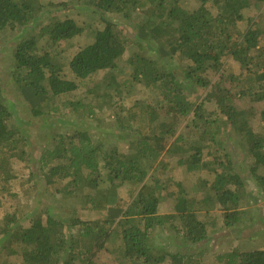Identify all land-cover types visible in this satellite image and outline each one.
<instances>
[{
  "label": "trees",
  "instance_id": "trees-1",
  "mask_svg": "<svg viewBox=\"0 0 264 264\" xmlns=\"http://www.w3.org/2000/svg\"><path fill=\"white\" fill-rule=\"evenodd\" d=\"M198 1L199 7L188 11L181 0H65L56 4L0 0V43L12 39L0 52L5 53L12 44V87L29 115L80 113L93 117L111 108L121 127L116 141L108 138L113 142L108 146L95 141L89 130L52 136L38 161L42 166L31 174L27 189L31 192L45 184L53 196L76 200L77 209L66 217L53 215L49 206L39 212L40 206L33 210L19 205L18 212H6L0 219L1 254L21 264H96L97 254L116 237L121 245L113 254L121 264H204L192 255L158 248L153 233L159 228L174 233L180 240L178 249L182 243L202 245L208 229L199 212L224 211L229 228L245 216L240 205L249 193L240 190H247L249 182L264 190V110L255 121L256 113L238 106L237 101L239 105L264 103V47H260L258 30L249 29L239 39L238 28L244 12L264 0ZM87 6L93 8L88 28L94 42L73 56L58 53L62 42L87 30L75 16ZM112 14L127 21L133 39L111 20ZM124 56L132 71V84L157 91L154 103L139 99L127 107L121 102L119 78L111 71ZM226 56L238 61L243 73L231 76L230 89L222 81L210 87L203 75L220 72ZM177 64L183 69L182 79ZM66 70L80 81L91 80L102 71L108 73L87 89L84 98L73 100L79 82L69 79ZM197 84L210 88L196 106L190 97ZM207 103L214 104L223 119H213V113L205 109ZM21 108L9 100L7 87L0 83V180L15 186H8L0 207L7 204L8 197L18 198L21 174L15 165L33 162L27 139L14 127ZM158 109L165 110L173 121L157 115ZM190 116L191 122L184 128L191 129L189 140L178 132L181 120ZM218 122L230 126L238 137L249 165V179L236 171L232 157L214 135ZM258 123L261 129L255 130ZM121 142H125L123 151ZM227 158L231 161L226 162ZM181 167L199 182L201 172L210 169L214 173L213 180L204 183L207 197L189 199L181 184L172 180ZM83 183L92 193L78 194ZM170 183L179 187L171 194L176 197V211L160 214ZM126 186H131L127 198L119 193ZM87 211L105 217L89 221L77 215ZM218 258L222 264H264V250Z\"/></svg>",
  "mask_w": 264,
  "mask_h": 264
},
{
  "label": "rangeland",
  "instance_id": "rangeland-1",
  "mask_svg": "<svg viewBox=\"0 0 264 264\" xmlns=\"http://www.w3.org/2000/svg\"><path fill=\"white\" fill-rule=\"evenodd\" d=\"M60 1L65 0H45L46 4L53 3L56 4ZM181 5L188 11H193L197 9L200 5L198 0H181ZM84 6V5H83ZM84 11L82 14H75V16H79L81 21L84 22L87 26V30L82 35H79L72 40L62 42L60 47L58 48V53L62 55H70L73 56L77 54L81 49L86 47L89 44L94 42V34L90 31L91 28H88V17L92 16L93 8L92 6L84 7ZM210 9L216 13V8L210 5ZM54 9L53 11H55ZM57 11V10H56ZM59 11V9H58ZM71 12H69L70 15ZM57 13H54L56 15ZM245 19L239 24V39H242L244 32L249 29L258 30L260 32V47H264V3H254L249 9L244 12ZM97 18V16H93ZM110 18L113 22L117 23L122 27V30L133 39L134 34H132V30L128 27L127 21L117 14L110 15ZM97 20H99L97 18ZM101 26V23H98ZM12 39H6L5 41L0 43V51L3 47L8 46L9 42ZM46 43V42H43ZM11 44V43H10ZM13 49L12 44L9 46L8 50L3 53L0 52V83L7 87L8 98L9 100L16 105L20 106L21 112L18 113L16 117V124L14 127L21 131V134L27 139L29 143L28 151L30 153V160L33 162L29 163H21L15 165V169L17 172L21 174L20 176V185L17 187L18 198L11 200H4L5 203L0 207V219H2L6 212L15 213L18 212L17 207H31L35 210L38 206L41 208L39 212L43 211L46 206L51 208L53 215H61L68 216L71 212L75 211L77 202L76 200H71L70 198H65L62 196H53L52 192L48 191L44 186H39L38 189L29 191L27 188L30 187L28 183H30L33 179L31 178V174L36 171V169H40L42 166L38 161L41 158L44 149L49 146V142L53 135H59L72 130H89L90 134L95 135V141H100L104 143L106 146L112 145L113 142L108 141V138H112L113 141H116L118 135L121 134V127L116 122L115 116L113 117V111L107 109L104 112H97L95 116H85L83 117L80 113L76 115L63 114L60 113L58 115L54 114L52 116H43L40 118H35L29 115L27 108L24 105L20 104L18 94L14 89L12 77H11V68L14 65L13 60ZM56 52V50H54ZM65 57V56H64ZM177 63V62H176ZM64 65V64H63ZM176 70L180 78L184 77L183 69L176 65ZM119 78V83L121 85L120 89L122 91L121 102L125 104L127 107H131L137 102L139 99L149 101V103H154V97L157 94V91L153 90H143V86L138 83L132 84V78L129 76L132 73L131 68L128 66L127 57L124 56L118 60V66L115 70L111 71ZM66 73H69V79L77 80L79 82V90L75 92L73 95V100L84 98L86 95L87 89L90 87H94L95 82H100V80L105 76L107 71L99 72L98 75L93 79H87L80 81L76 79L74 75H72L69 70H66ZM242 72L241 65L238 61H236L232 56H226L223 58V67L220 72L209 71L207 74L203 75L210 84V87L213 84L220 83L222 81L223 87L230 89L231 76L240 75ZM130 82L128 83V81ZM127 85V86H126ZM134 88H131L133 87ZM195 92L192 93L190 99L194 103V105H198L202 103L205 98L206 93H208L207 87L206 89L202 88L201 85H193ZM190 92H188L189 94ZM63 100V99H62ZM238 106H242L247 110H252L256 113L255 121L260 115V112L264 110V103L262 104H249L237 101ZM206 111L213 113V119H223V117L217 112L215 105L211 103H207L205 105ZM159 110V109H158ZM160 117H164L165 120L170 122L173 121V118L166 115L165 110H159L156 112ZM193 115V114H192ZM191 115V116H192ZM191 116L187 118H183L181 120V126L178 134L185 135L189 140L192 138L191 129L185 128L188 122H191ZM254 117V116H253ZM258 122V121H257ZM218 132L214 131V135L217 139H220L222 142V148L226 149V152L230 154L232 157V162L235 165L236 171H238L241 175L245 177V179H249L251 175L248 172L249 165L247 164L244 152L242 151V147L238 137L231 132L230 126H226L225 123H220ZM216 127V125H215ZM261 126L259 123L255 125V130H260ZM231 136L230 137H228ZM173 139L169 140L168 144L171 143ZM121 150H125V142L120 143ZM218 150L217 147L213 148L214 153ZM210 159V158H209ZM226 162L231 161V159H225ZM37 172V171H36ZM169 176V175H168ZM201 178V182L196 180V178L190 172H188L186 167L178 168L172 176V180L181 184L183 189L187 192V196L190 198H196L197 200L203 199L207 197L209 191L206 190L205 182H211L214 178V173L207 169L204 172L198 174ZM167 178V176H166ZM43 179V177H42ZM12 181L8 184L3 183L0 180V200L7 196V188L9 185H12ZM174 183H170L168 185L167 191L164 192V199L162 200L159 206L160 214H174L176 211V197L172 196V193L177 192L179 188L178 185ZM256 183L249 182L247 183V190L241 189L240 193H249V196H243L242 203L240 205L241 209L246 210L245 216L242 217L240 222L234 227L229 228L225 224V215L224 211L215 208L210 212H199L198 217L201 221L205 222L208 229V239L202 243V245H188L181 244L180 249L177 248V244L180 243V240L176 237V235L172 232L159 228L153 233L154 242L157 247L160 249H166L169 252H181L186 255H192L196 258H199L204 264H222L223 260L220 261L218 257L223 256L224 254L232 253V252H251V251H259L264 250V190L255 186ZM15 187V186H11ZM131 187V186H130ZM129 186L124 187L119 190V193L127 198L129 196ZM41 190V191H40ZM29 191V192H28ZM28 192V193H27ZM87 193H92L91 189L86 187V184L83 183L81 189L78 190L79 195H86ZM1 204V201H0ZM24 211V210H23ZM79 217H82L89 221H94L95 219H103L105 217L104 213L87 211V213L77 212ZM25 226L29 225V222L26 221L24 223ZM121 245L118 238H113L112 241L108 244V246L101 250L94 262L96 264H121L117 261L113 251ZM0 261L5 264H21V262L11 260L9 257H5L0 255Z\"/></svg>",
  "mask_w": 264,
  "mask_h": 264
},
{
  "label": "crops",
  "instance_id": "crops-1",
  "mask_svg": "<svg viewBox=\"0 0 264 264\" xmlns=\"http://www.w3.org/2000/svg\"><path fill=\"white\" fill-rule=\"evenodd\" d=\"M0 255L5 256V257H8L5 253H2V254L0 253ZM0 264H5V263H3V262L0 261Z\"/></svg>",
  "mask_w": 264,
  "mask_h": 264
}]
</instances>
